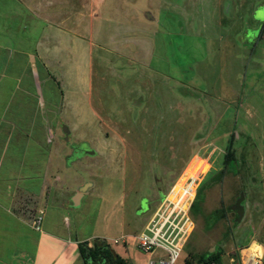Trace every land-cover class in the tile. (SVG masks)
<instances>
[{"label":"rangeland","instance_id":"obj_1","mask_svg":"<svg viewBox=\"0 0 264 264\" xmlns=\"http://www.w3.org/2000/svg\"><path fill=\"white\" fill-rule=\"evenodd\" d=\"M83 1L73 0L74 11L83 2L104 15L99 29L97 17L90 20L91 105L77 107L79 120L60 105L52 81L40 84L47 120L38 118L33 129L55 153L46 192L90 183L81 223L89 229L105 212L98 226L130 233L127 243L144 264L148 253L136 234L163 195L181 194L186 185L182 195L198 196L176 264L217 247L223 264H235L250 245L264 261V0ZM51 101L59 103L50 108ZM229 137L234 159L215 176ZM35 141L25 137L26 154L43 161L47 150L40 146L38 154ZM106 240L119 250L124 244Z\"/></svg>","mask_w":264,"mask_h":264},{"label":"crops","instance_id":"obj_2","mask_svg":"<svg viewBox=\"0 0 264 264\" xmlns=\"http://www.w3.org/2000/svg\"><path fill=\"white\" fill-rule=\"evenodd\" d=\"M83 2L74 11L73 0H0V264H85L80 241L91 244L96 237L121 236L123 246L112 248L128 264L142 260L127 243L130 233L121 230L116 236L98 226L105 212L94 216L89 229L85 220L81 223L78 210L88 190L78 203L72 197L83 181L62 195L44 188L55 153L42 146L39 131L33 129L38 118L43 124L47 120L40 109L45 106L40 84L52 81L60 105L75 110L79 120L84 113L77 107L91 105L95 40L89 36L90 20L95 24L96 16L99 29L104 15L95 6L89 11ZM25 137L36 138L38 154L40 146L47 150L43 165L39 157L26 154ZM101 203L102 198L97 207ZM38 214L41 222L34 227L32 219Z\"/></svg>","mask_w":264,"mask_h":264},{"label":"built area","instance_id":"obj_3","mask_svg":"<svg viewBox=\"0 0 264 264\" xmlns=\"http://www.w3.org/2000/svg\"><path fill=\"white\" fill-rule=\"evenodd\" d=\"M194 181L191 177L187 183ZM186 183V184H187ZM186 186V185H185ZM183 185L185 193L188 189ZM195 190V188H194ZM178 194L172 196L170 192L165 194L151 210L143 228L136 234L138 247L149 254L145 264H176L181 254L185 241L192 228L188 230V225L193 224L190 218V209L195 196L188 200L186 195ZM41 215L33 217L32 225L39 227ZM120 238H124L121 236ZM115 242L118 237L113 238ZM247 246L243 257L235 264H264L263 252L253 254ZM233 259V258H232ZM188 264H202L198 261L188 262Z\"/></svg>","mask_w":264,"mask_h":264},{"label":"trees","instance_id":"obj_4","mask_svg":"<svg viewBox=\"0 0 264 264\" xmlns=\"http://www.w3.org/2000/svg\"><path fill=\"white\" fill-rule=\"evenodd\" d=\"M233 152L232 137H229L224 154V167L218 169L214 174L215 176H221L226 170V166L232 163L234 159ZM195 168L196 167L192 169L194 170ZM197 196L198 190L193 199L191 209L195 207ZM214 212L218 213V217L225 214L224 208L222 207L215 208ZM79 250L85 264H128L126 259L117 253L106 238L103 237L94 238L91 244L87 241H80ZM197 261L202 264H223L221 247L199 254L197 256Z\"/></svg>","mask_w":264,"mask_h":264},{"label":"water","instance_id":"obj_5","mask_svg":"<svg viewBox=\"0 0 264 264\" xmlns=\"http://www.w3.org/2000/svg\"><path fill=\"white\" fill-rule=\"evenodd\" d=\"M63 130L65 131V133H68L70 131L69 127L66 124H64ZM67 137L68 136L65 135V139H68ZM88 152L94 153V149H88ZM89 184L90 183H84V184L79 186L78 190L74 193V195L72 197V199L75 203L79 202L80 197L82 196L83 192L86 190V188L88 187Z\"/></svg>","mask_w":264,"mask_h":264},{"label":"flooded vegetation","instance_id":"obj_6","mask_svg":"<svg viewBox=\"0 0 264 264\" xmlns=\"http://www.w3.org/2000/svg\"><path fill=\"white\" fill-rule=\"evenodd\" d=\"M262 25V27H264V19H262V23H261ZM259 36H260V33H259ZM154 179L157 181V180H159V178H158V176L156 175V173H154ZM158 182V181H157ZM161 187H159V186H156V191H157V195L159 196V194L161 193ZM235 204H237V205H240V202L239 201H236V203ZM138 206H140V203H139V205ZM241 206V205H240ZM239 212H240V210H239Z\"/></svg>","mask_w":264,"mask_h":264},{"label":"bare ground","instance_id":"obj_7","mask_svg":"<svg viewBox=\"0 0 264 264\" xmlns=\"http://www.w3.org/2000/svg\"><path fill=\"white\" fill-rule=\"evenodd\" d=\"M188 229H191V227H189ZM249 251H251L253 254H260L262 252L261 249L259 250V249H256V248L249 249Z\"/></svg>","mask_w":264,"mask_h":264},{"label":"snow or ice","instance_id":"obj_8","mask_svg":"<svg viewBox=\"0 0 264 264\" xmlns=\"http://www.w3.org/2000/svg\"><path fill=\"white\" fill-rule=\"evenodd\" d=\"M262 18H264V12H262Z\"/></svg>","mask_w":264,"mask_h":264}]
</instances>
